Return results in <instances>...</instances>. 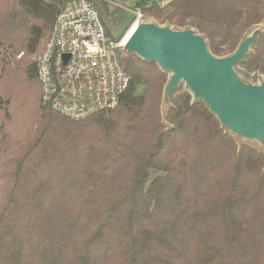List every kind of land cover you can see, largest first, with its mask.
Here are the masks:
<instances>
[{
	"label": "trees",
	"instance_id": "1",
	"mask_svg": "<svg viewBox=\"0 0 264 264\" xmlns=\"http://www.w3.org/2000/svg\"><path fill=\"white\" fill-rule=\"evenodd\" d=\"M68 1L0 0V264H264V152L183 86L164 120L157 64L124 58L119 105L84 119L42 102L33 55ZM143 13L197 29L224 56L264 20V0ZM240 67L264 74V34Z\"/></svg>",
	"mask_w": 264,
	"mask_h": 264
},
{
	"label": "water",
	"instance_id": "2",
	"mask_svg": "<svg viewBox=\"0 0 264 264\" xmlns=\"http://www.w3.org/2000/svg\"><path fill=\"white\" fill-rule=\"evenodd\" d=\"M134 24L122 49L168 74L162 102L164 120L174 92L183 86L192 102H204L239 144L264 152V76L258 79L240 67L264 34V20L250 27L235 51L224 56L215 55L207 37L191 26L160 24L153 18Z\"/></svg>",
	"mask_w": 264,
	"mask_h": 264
},
{
	"label": "built area",
	"instance_id": "3",
	"mask_svg": "<svg viewBox=\"0 0 264 264\" xmlns=\"http://www.w3.org/2000/svg\"><path fill=\"white\" fill-rule=\"evenodd\" d=\"M113 1L69 0L36 59L42 102L71 119L117 107L129 87L123 40L109 35L101 17L100 3ZM120 1L136 23L144 18L143 7L164 6L171 0Z\"/></svg>",
	"mask_w": 264,
	"mask_h": 264
},
{
	"label": "rangeland",
	"instance_id": "4",
	"mask_svg": "<svg viewBox=\"0 0 264 264\" xmlns=\"http://www.w3.org/2000/svg\"><path fill=\"white\" fill-rule=\"evenodd\" d=\"M168 3H165V4H168ZM123 5H124L123 1L115 0L112 3H107V6H108V11H107V10H105V7L102 5V3H100L101 12L103 13V18L106 21V26L110 30V32L115 37L118 38V40H123L124 35L128 32L129 28L135 22V17L130 12L126 11V9L122 8ZM149 18L150 17L144 16L143 20L149 19ZM127 20H129L128 24H126V22H128ZM51 32H52V30L50 31L49 34H51ZM39 54L40 53L33 55V58L35 59V63H36V59L38 58ZM21 55H22V53L18 57H21ZM129 57L130 56H128L123 51L122 58L124 59V58H129ZM251 75L256 76L254 72ZM263 76H264V74H261V75H258L256 77L258 79H260ZM38 85H39V88H41L40 83H38ZM162 102H163V100H162ZM161 110H162V104H161Z\"/></svg>",
	"mask_w": 264,
	"mask_h": 264
},
{
	"label": "bare ground",
	"instance_id": "5",
	"mask_svg": "<svg viewBox=\"0 0 264 264\" xmlns=\"http://www.w3.org/2000/svg\"><path fill=\"white\" fill-rule=\"evenodd\" d=\"M136 27V24H133L129 30V32L127 33V35L123 38V44L126 42L127 38L129 37V35L132 33V31L134 30V28Z\"/></svg>",
	"mask_w": 264,
	"mask_h": 264
}]
</instances>
